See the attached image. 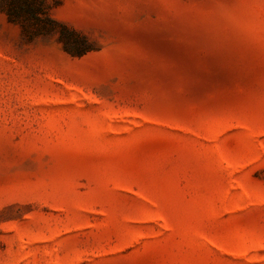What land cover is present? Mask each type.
Wrapping results in <instances>:
<instances>
[{
    "label": "rangeland",
    "instance_id": "374dc122",
    "mask_svg": "<svg viewBox=\"0 0 264 264\" xmlns=\"http://www.w3.org/2000/svg\"><path fill=\"white\" fill-rule=\"evenodd\" d=\"M0 264H264V0H0Z\"/></svg>",
    "mask_w": 264,
    "mask_h": 264
},
{
    "label": "trees",
    "instance_id": "16d2710c",
    "mask_svg": "<svg viewBox=\"0 0 264 264\" xmlns=\"http://www.w3.org/2000/svg\"><path fill=\"white\" fill-rule=\"evenodd\" d=\"M42 10V9H39ZM9 16L12 20H17L19 18L20 15H18V11L16 9H13L12 7L9 8L8 10ZM61 39L64 42V47L72 52V53H78L80 54L82 52L83 49H81V47H79L78 45H75L73 43V35L71 33L68 32H62L61 33Z\"/></svg>",
    "mask_w": 264,
    "mask_h": 264
}]
</instances>
